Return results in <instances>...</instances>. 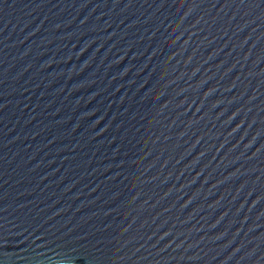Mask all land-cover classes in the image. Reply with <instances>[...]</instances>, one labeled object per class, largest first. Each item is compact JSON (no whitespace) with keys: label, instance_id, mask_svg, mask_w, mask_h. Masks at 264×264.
I'll return each mask as SVG.
<instances>
[{"label":"water","instance_id":"95a60500","mask_svg":"<svg viewBox=\"0 0 264 264\" xmlns=\"http://www.w3.org/2000/svg\"><path fill=\"white\" fill-rule=\"evenodd\" d=\"M0 264H264V0H0Z\"/></svg>","mask_w":264,"mask_h":264}]
</instances>
